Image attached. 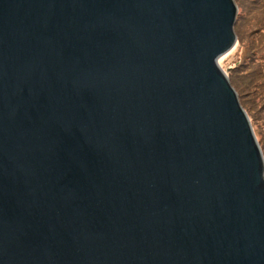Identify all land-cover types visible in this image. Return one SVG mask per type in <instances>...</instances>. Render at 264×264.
Wrapping results in <instances>:
<instances>
[{"label":"water","instance_id":"water-1","mask_svg":"<svg viewBox=\"0 0 264 264\" xmlns=\"http://www.w3.org/2000/svg\"><path fill=\"white\" fill-rule=\"evenodd\" d=\"M237 38L235 0H0V264H264Z\"/></svg>","mask_w":264,"mask_h":264},{"label":"rangeland","instance_id":"rangeland-1","mask_svg":"<svg viewBox=\"0 0 264 264\" xmlns=\"http://www.w3.org/2000/svg\"><path fill=\"white\" fill-rule=\"evenodd\" d=\"M236 3L238 4L239 10L241 9L238 12L240 16L238 17L239 40L228 53L221 56L219 59L227 75L228 71L231 68L234 69L242 58V53L239 51L238 43L243 44L246 47L253 48L256 46V49L260 48L263 50L260 54L264 59V44L262 43V41H264V0H238ZM256 51L259 53L258 50ZM239 64H241V62L238 63V65ZM253 64L254 63L249 60L248 66L253 67V69L247 75H244L246 76V79L244 78L237 81L240 88L237 84L236 86H233H235V88L239 91L243 108L248 110L249 113L254 116V128H252L264 151V78L261 76L254 77L256 73H261V71L258 70L254 74ZM252 86L254 87V92H249L253 88ZM240 89L249 93L246 95ZM252 93H254V100L251 97L252 95L250 96Z\"/></svg>","mask_w":264,"mask_h":264},{"label":"trees","instance_id":"trees-1","mask_svg":"<svg viewBox=\"0 0 264 264\" xmlns=\"http://www.w3.org/2000/svg\"><path fill=\"white\" fill-rule=\"evenodd\" d=\"M238 1V0H237ZM236 1V2H237ZM239 4H241L240 2H238ZM236 5H237V7H238V4L236 3ZM241 10V9H240ZM239 10V7H238V12L240 11ZM238 17H240L239 16V13H238ZM239 40V38L236 40V43H237V41ZM262 43L264 44V41H262ZM238 48H239V51L242 53V58L240 59V61L238 62V63H240L241 62V64H239L238 65V63H237V65L234 67V69H230L229 71H228V78H229V80H230V83L232 84V86L233 85H235L236 86V84H237V86L239 87V84H238V80H240V79H244L246 76H244V75H247L252 69H253V67H250V66H248V64H249V60L252 62V63H254L253 65H254V74L258 71V70H260L261 71V73H256L255 75H254V77H256V76H261V77H263L264 78V69H263V67H264V59L262 58V55L260 54L263 50H261L260 48H258V49H256L257 47L256 46H254L253 48H251V47H246L245 45H243V44H240V43H238ZM256 50H258L259 51V53L256 51ZM263 69V70H262ZM240 77V78H239ZM246 79V78H245ZM235 86H233L234 87V89L236 90V92H237V94H238V97H239V101H240V104H241V106L243 107V105H242V99H241V97H240V94H239V91L237 90V88H235ZM248 87V86H247ZM253 87V86H252ZM240 88V87H239ZM241 90V89H240ZM242 91V90H241ZM242 92H244L246 95L249 93V92H254V87L249 91V92H245V91H242ZM252 95V96H251ZM250 96L253 98V100H254V93H252V94H250ZM244 109V108H243ZM245 110V109H244ZM246 111V114H247V116H248V118H249V120H250V122L252 123L251 125H252V127L254 128V126H253V118H254V116L252 115V114H250L249 113V111L248 110H245ZM255 133V132H254ZM256 135V134H255Z\"/></svg>","mask_w":264,"mask_h":264}]
</instances>
